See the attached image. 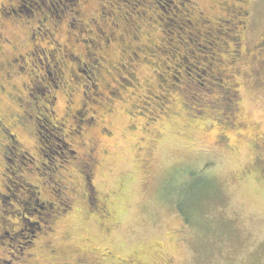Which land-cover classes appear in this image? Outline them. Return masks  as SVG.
<instances>
[{
	"label": "rangeland",
	"instance_id": "rangeland-1",
	"mask_svg": "<svg viewBox=\"0 0 264 264\" xmlns=\"http://www.w3.org/2000/svg\"><path fill=\"white\" fill-rule=\"evenodd\" d=\"M31 2L22 1L0 33L8 59L24 54L0 92V118L20 145L9 153L0 140V264H70L77 257L84 264H264V178L253 168L249 146V139L264 135V43L255 48L264 39V0ZM232 5L247 11L235 17L237 29L227 23L217 38L197 37L214 44L209 54L195 51L187 20L200 11L210 22L227 19L225 8ZM123 17L137 21V40L126 35L124 29H131ZM106 31L114 34L106 37ZM55 42L69 54L70 85L58 80L56 50L51 56L30 52L33 46L52 49ZM124 46L142 51L130 60ZM232 46L242 50L236 59ZM187 54L197 71L179 60ZM101 55L99 77L107 89L88 66ZM204 67L209 70L202 74ZM218 68L223 78L213 72ZM231 82L246 125L239 131L227 125L229 94L222 87ZM8 93L22 98V107ZM44 108L64 126H49ZM23 109L30 119L19 125L13 116ZM44 200L52 207L38 209ZM30 207L38 213L25 215ZM29 219L40 225L27 243Z\"/></svg>",
	"mask_w": 264,
	"mask_h": 264
},
{
	"label": "flooded vegetation",
	"instance_id": "flooded-vegetation-1",
	"mask_svg": "<svg viewBox=\"0 0 264 264\" xmlns=\"http://www.w3.org/2000/svg\"><path fill=\"white\" fill-rule=\"evenodd\" d=\"M22 1H25V0H0V33L1 32H5V30L7 29V28H5L6 24L11 22L10 18L16 17L17 14L21 11L19 8L21 6ZM28 1H34V0H28ZM36 1H38V0H36ZM36 1H34V2L36 3ZM225 9L227 11H229V12H226V14L228 13V17L229 18L224 19L223 17H219V18L213 20L214 22H210L208 19H204V16L202 15V13L200 11L199 13L196 14V20H197L196 26H199L200 24H202V27L203 26H210V28H212V29L219 30L223 24L226 25L227 23L228 24L232 23V25H233L232 29L236 30L237 26H234V25H235V23L237 24L239 20L236 22L235 19L240 16L241 12H242L243 15H246L247 11L242 10V7L239 6V5H236V6L232 5L231 7H227ZM233 18H234V20H233ZM240 23H243V22L241 21ZM50 30H52V32L54 34L55 27H53V28L50 27ZM1 34H0V37L2 36ZM31 37L32 36L30 34L28 36V38L31 39ZM137 39H138V37H133V40H137ZM236 39L239 40V37H236ZM5 40H7V39H5ZM263 43H264V39L262 40V38H261L259 40V42L257 43V45L255 46V48L262 47ZM9 44H10V42H9ZM62 47L64 48L65 45H61V44H58L57 42H55V46H53V50L51 48H44V50L48 52L49 56H51V52L52 51L56 50V53H58V51H60ZM235 47H233L230 50V54H231L232 57H234L236 59L242 53V50H241V53H240V50L239 49L237 50V47L236 48ZM141 48L136 46L137 52H135V51H132L130 49V47L125 46L126 51L128 49H130L129 51L132 54V55H129V56H126V57L128 59H130V60L133 59L134 56L137 57L138 51H142ZM143 48H144L143 50H148L149 49L148 46H144ZM11 49L13 50L14 47H12ZM33 49H34V46L32 47L30 52L34 53ZM34 51H35V49H34ZM243 51L246 52L248 54V56H249V49L245 48ZM257 53H261V51L257 50ZM65 57H66V55H63V57L62 56L60 57L59 62H58V64H60V65H57L58 67L56 69L59 70V75H60L61 78L65 79L66 77H68V79H70L71 77H73V74H72L73 70H70L67 67L66 61L64 62V58ZM17 59L24 60V54L23 55L20 54L19 58L12 57V58L8 59L6 54L4 53V50H2V49L0 50V92H5V87H4L3 83H7V81H8V83H10V79L12 78L11 74L13 73V70L15 69V70L19 71L17 68H14V65H15V62L17 61ZM45 59H47V58H45ZM98 61H103V56L102 55L98 56V59H96L95 63L90 61L88 63L89 67H91V69L97 68L94 65H96ZM218 62H221L219 58H218ZM85 65L87 66V64H85ZM117 65H118L119 68L122 67V64H120V63H118ZM259 65L261 67H264V56H262V59L260 60ZM112 67L115 68L114 66H112ZM19 69L21 70L22 68H20V66H19ZM75 69H77V68H75ZM96 70H97L98 75H100L101 69L97 68ZM78 71L82 73V71L80 69H78ZM251 71H252V73H253V75L255 77L258 76L259 73H256V71H254V70H251ZM213 72L216 75H218V76H220L222 78L224 76L223 70H221L219 68L215 69V71H213ZM116 76L118 77V74H116ZM100 80H101L100 82L102 83V86L105 89H107V87L109 86V83H107L105 80H103V78L102 79L100 78ZM229 87L234 88V91L231 90V89L229 90ZM236 87H237V84L235 82H231L228 86L226 85V86H223L222 88L224 89L225 92H227L229 94V97H228L229 104H227V107H226V109H228V115H227L228 116V122H227V125H228V127H231L233 129L239 131V130L245 129L246 125H244V124H242L240 122V119H239V107H238L237 102L236 103L234 102L235 95L237 93L232 95L233 93L238 92ZM30 89L31 88H29V91H30ZM28 95L30 96L31 93L29 92ZM8 97L10 99L13 98V100L18 103V106L22 107L21 103L19 102V100L22 99V98H20L17 95L12 96L11 93H8ZM83 102H84V100L83 101L81 100V102L79 103V108L86 111L87 108H86V105ZM77 111L78 110H74L75 113H77ZM21 113L19 115L14 114L15 116H13V118L15 119V123H17L19 125H24L23 121H28L29 119H27L28 115L26 116V113H27L26 110H24V109L21 110ZM216 113L219 116L218 121H219V123H221L220 120H221V115L223 113V108L221 106L220 100L218 102V108L216 110ZM71 116H72V119H73V117H75L73 114ZM38 120H39L38 117H36V120L34 121L35 134H36V137H37V140H38L39 144H42V141H41V139L39 137V132L40 131H39V126H38ZM58 124L60 126H62V127L64 126L61 123H58ZM220 126L223 129H225V127H223L221 124H220ZM2 138L6 141V143L4 145L5 151L11 153V147H10L11 144H13V148H16L17 146L20 148L19 142L17 141V139L15 137V134L13 133V131H11V127L6 123L5 119H3V118L1 119L0 118V140H2ZM223 139H224L223 136H219V140L220 141L223 140ZM82 145H84V144H82ZM249 146L252 148L253 154H254L253 168L258 172V174L261 177L264 178V135H262V136L258 135L257 138L254 137L253 139H249ZM40 150L41 151L43 150L41 148V146H40ZM91 151L92 150L89 149V152H91ZM89 154H91V153H89ZM4 158H6V156L2 155L3 162H5ZM6 160H7V158H6ZM87 162H89V161H87ZM87 162H84V164H88ZM4 168L6 169V167H4ZM83 179L85 181V187L87 189V198L90 199L91 187L87 183V179H86L85 175H83ZM3 188L6 189L7 188L6 185L3 184ZM64 188H66V187H64ZM2 195L3 194L0 193V200H2ZM65 199L67 200V203L69 204L70 203L69 202L70 199L67 198V197ZM53 202L57 206L62 204L60 201L58 202V204H56L55 201H53ZM52 204L53 203H50V205H52ZM45 248L49 251L50 255H54L55 251L53 249H51L48 246L47 247L45 246ZM108 255H109V253H108ZM61 264H68V263L63 261ZM70 264H84V260L79 258V257H77V258H75V261L71 262ZM193 264H196V263H193Z\"/></svg>",
	"mask_w": 264,
	"mask_h": 264
},
{
	"label": "trees",
	"instance_id": "trees-1",
	"mask_svg": "<svg viewBox=\"0 0 264 264\" xmlns=\"http://www.w3.org/2000/svg\"><path fill=\"white\" fill-rule=\"evenodd\" d=\"M169 2H170V0H169ZM172 2V1H171ZM31 3H35V2H31ZM156 5H158V2L156 3V2H154ZM178 7V9L180 10V7H179V5H177L176 6V8ZM175 8V9H176ZM164 11V10H163ZM144 14H143V12L141 13V16H143ZM145 16V15H144ZM180 16V15H179ZM126 17H123V21L127 24V27H129V29H131V32L130 31H127L126 29H124V31H125V33H126V35L127 36H129V37H131L132 39H133V37H138V35H137V31L139 30V25H137V21H135V20H132L131 19V22H128V21H126ZM204 19H207V18H205L204 17ZM122 20V19H121ZM102 19L100 20V23L102 24ZM188 21V24L190 23L191 25H193L194 27H193V31H194V34L196 35L195 37H193V40H194V43H195V51H203L204 52V54H209V51L208 50H210L211 49V47L213 46V41H207V40H205V41H203L202 40V42L201 41H199V39L198 38H202V39H204V37L207 35V36H210V35H215V37L217 38L218 37V35H219V30H216V29H212V28H210V26H203L202 27V24H200L199 26H196V22H197V20H196V17H193V18H191V22L189 21V20H187ZM205 27V28H204ZM232 27H233V25H232ZM100 26H99V28H97V30L98 31H100ZM50 33V35L52 34V30H50V27L47 29ZM102 30V29H101ZM107 32V31H106ZM114 31H109V32H107V34H106V37L107 36H110L111 37V34H114L113 33ZM193 33V32H192ZM122 36V35H121ZM121 36H117V39H120V40H122L123 38V36L121 37ZM198 37V38H197ZM152 47H155V48H158V45H154V46H152ZM124 48H125V46H124ZM35 49V48H34ZM34 49H33V51H34ZM40 49H41V47L39 48V49H35V52L36 51H40ZM43 49V48H42ZM41 49V50H42ZM53 49V48H52ZM44 51V49L42 50V52ZM65 51L67 52V50L65 49V48H63V52H61V50L60 51H58V53H57V55L58 54H60L62 57H63V55H66V57H68L69 56V54L68 53H65ZM133 51V50H132ZM190 53H191V51H189ZM184 53H182L181 55H183ZM213 54V52L210 54V55H212ZM60 56V57H61ZM59 57V58H60ZM65 57V58H66ZM69 58V57H68ZM192 58H194V56H191V55H189V54H187V56L183 59V56H180L179 57V60L180 59H182V61L183 62H185V64L188 66V68L189 69H191V70H196L197 71V69H198V67L199 66H197V61L196 60H193ZM196 59V58H195ZM90 62V61H89ZM101 61H98L97 62V64L96 65H94V66H96L97 68H99V69H101V70H103L102 69V67H103V65H101V63H100ZM103 62V61H102ZM66 65H67V63H66ZM89 66V65H88ZM114 66V65H113ZM68 67V66H67ZM115 67V66H114ZM208 67V66H207ZM207 67H204L205 69H202L201 70V73L202 74H204V72H206L207 73V71L209 70ZM55 68H57V67H55ZM90 69H91V67H89ZM97 68H95V69H97ZM115 70H117V67L115 68ZM95 75H96V73H94ZM95 78V77H94ZM98 78H100L99 77V75H98ZM58 80H59V82H61V84H63V85H70L69 84V82H70V79H68L67 77L64 79V78H61L60 77V75H59V70H58ZM95 85V84H94ZM51 99H53V96H51L50 97ZM45 107V106H44ZM33 109H36V107L34 106V107H32ZM46 109L47 108H44V118H46V123L49 125V126H51L52 128H54V129H58L59 130V127L57 126V125H59L58 123H55V122H53L52 120H51V118H49V117H51V115H50V113H48L47 111H46ZM29 116H27V119H30V118H28ZM48 118H49V120L50 121H48ZM84 121H86L87 122V120L86 119H84ZM60 126V125H59ZM62 127V126H61ZM60 127V129H62ZM39 134H40V132H39ZM12 145V146H11ZM10 145V147L11 148H13V144H11ZM63 147H65V143L63 144ZM66 153L67 154H72V153H74V151H72V150H66ZM22 185H25V186H27V187H29V188H32V189H36V187L33 185V184H29L27 181H25V182H22ZM58 185V184H57ZM60 188L62 189V187L60 186ZM35 191V190H34ZM35 193H39V192H35ZM25 198H27V196L25 197ZM50 203H52V202H50V201H47V200H44V201H42V204L41 203H39V206H38V209H40V210H45L47 207H49V206H51L50 205ZM62 203V202H61ZM66 203H67V201H66ZM60 205H62V204H60ZM52 207V206H51ZM180 209V208H179ZM23 212H24V214L25 215H28V216H32V215H34L35 213H38V211H37V209H33L32 207H30L27 211L26 210H22ZM187 219V218H186ZM22 224H24V221H20ZM6 225H8V223H6ZM39 222H31L30 221V219L27 221V223H26V226H27V228L25 229L26 231H28L29 232V234H28V240L26 241L27 243L29 242V240H30V238L32 237V234L35 232V230L37 229V227H39ZM13 234H17V232L16 231H13Z\"/></svg>",
	"mask_w": 264,
	"mask_h": 264
}]
</instances>
